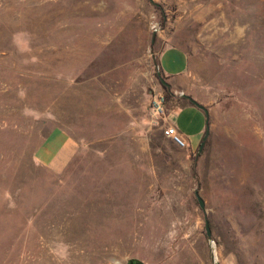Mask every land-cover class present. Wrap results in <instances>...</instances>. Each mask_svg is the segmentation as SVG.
<instances>
[{"label": "rangeland", "instance_id": "rangeland-1", "mask_svg": "<svg viewBox=\"0 0 264 264\" xmlns=\"http://www.w3.org/2000/svg\"><path fill=\"white\" fill-rule=\"evenodd\" d=\"M151 1L0 0V264H264V0ZM165 47L187 67L155 119ZM183 95L198 154L162 134L204 127Z\"/></svg>", "mask_w": 264, "mask_h": 264}, {"label": "crops", "instance_id": "crops-1", "mask_svg": "<svg viewBox=\"0 0 264 264\" xmlns=\"http://www.w3.org/2000/svg\"><path fill=\"white\" fill-rule=\"evenodd\" d=\"M157 60L160 72L167 78L166 83L169 84V90L170 87L171 89H177V81L185 73L187 67V58L184 52L175 47H165L159 53ZM192 107V105L186 103L181 107H177L175 111L179 110L182 112L186 108L187 110H192ZM169 124L171 123L169 122ZM176 129L185 139L187 148L192 149L198 143L204 127L199 125L191 132H181L178 128ZM73 153V141L64 132L52 130L35 151L34 157L40 164L57 171L67 164Z\"/></svg>", "mask_w": 264, "mask_h": 264}, {"label": "built area", "instance_id": "built-area-1", "mask_svg": "<svg viewBox=\"0 0 264 264\" xmlns=\"http://www.w3.org/2000/svg\"><path fill=\"white\" fill-rule=\"evenodd\" d=\"M164 104L165 100L161 93L153 94L149 100V112L151 117L158 119L165 117L164 115ZM168 117V115H167ZM164 120V118H163ZM162 134L167 138L176 148L185 149L187 143L182 135L177 131L174 125L167 124L166 127L162 129Z\"/></svg>", "mask_w": 264, "mask_h": 264}, {"label": "water", "instance_id": "water-1", "mask_svg": "<svg viewBox=\"0 0 264 264\" xmlns=\"http://www.w3.org/2000/svg\"><path fill=\"white\" fill-rule=\"evenodd\" d=\"M149 1L150 3H152L151 0H147ZM158 78V81L160 83L161 86L165 87L167 90H169V84H167L162 78H160L159 76H157ZM182 98L186 101L187 104H190L192 105L193 107L197 108L198 110H200L203 115H204V129H203V133H202V136L200 138V141L198 143V147H197V154L201 151L207 137H208V125H207V110L204 106H202L201 104H199L198 102H196L194 99H192L191 97H189L188 95H183ZM193 195H194V198L196 200V203L198 205V207L201 209V211L203 212V202L201 200V198L199 197L198 193L196 190H194L193 192ZM203 226H204V233H205V236L207 238L210 237V231H209V228H208V223L206 221L205 218H203ZM212 262L214 264H216L214 261H213V258H212Z\"/></svg>", "mask_w": 264, "mask_h": 264}, {"label": "trees", "instance_id": "trees-1", "mask_svg": "<svg viewBox=\"0 0 264 264\" xmlns=\"http://www.w3.org/2000/svg\"><path fill=\"white\" fill-rule=\"evenodd\" d=\"M162 88V95L164 97V100H168L169 98H172V93L170 90H167L165 87L161 86ZM183 99V98H182ZM181 99H177V107L183 106V103L180 102ZM184 100V99H183ZM182 101V100H181ZM185 101V100H184ZM186 102V101H185Z\"/></svg>", "mask_w": 264, "mask_h": 264}, {"label": "flooded vegetation", "instance_id": "flooded-vegetation-1", "mask_svg": "<svg viewBox=\"0 0 264 264\" xmlns=\"http://www.w3.org/2000/svg\"><path fill=\"white\" fill-rule=\"evenodd\" d=\"M127 264H140V263L136 261L135 259H130L127 261Z\"/></svg>", "mask_w": 264, "mask_h": 264}]
</instances>
